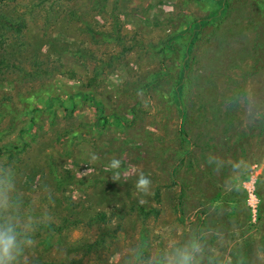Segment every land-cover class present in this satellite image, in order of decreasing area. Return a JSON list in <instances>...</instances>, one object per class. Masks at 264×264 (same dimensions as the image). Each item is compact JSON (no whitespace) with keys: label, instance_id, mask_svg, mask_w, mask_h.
Here are the masks:
<instances>
[{"label":"rangeland","instance_id":"obj_1","mask_svg":"<svg viewBox=\"0 0 264 264\" xmlns=\"http://www.w3.org/2000/svg\"><path fill=\"white\" fill-rule=\"evenodd\" d=\"M224 2L188 49L213 0H0L18 264H166L189 241L200 264H264V0Z\"/></svg>","mask_w":264,"mask_h":264},{"label":"clouds","instance_id":"obj_2","mask_svg":"<svg viewBox=\"0 0 264 264\" xmlns=\"http://www.w3.org/2000/svg\"><path fill=\"white\" fill-rule=\"evenodd\" d=\"M112 165H118V161L113 160ZM151 180L148 176L140 173L137 177L135 188L137 191L147 193ZM3 200L0 199V205ZM32 245L31 236L22 234L19 226L15 222H0V264H18L19 257L24 250ZM202 246L195 241H189L182 246L176 247L168 255L166 264H200L203 256ZM209 264H212V257H208Z\"/></svg>","mask_w":264,"mask_h":264},{"label":"trees","instance_id":"obj_3","mask_svg":"<svg viewBox=\"0 0 264 264\" xmlns=\"http://www.w3.org/2000/svg\"><path fill=\"white\" fill-rule=\"evenodd\" d=\"M213 1L215 3L216 8L209 16L199 19V20L192 21L186 26V30L190 31V40L188 42V49L191 47L192 43L194 42L198 32L202 30V28L208 26L217 17H219L221 12L223 11L224 3H225L224 0H213ZM1 17L3 18L1 25H4V24L6 25V23H8V19L6 18L5 15L4 16L2 15ZM183 77H184V70L181 71L179 80L174 90V97H175L174 101L176 105L178 106V112L181 117V122H183L186 119L184 110L182 108L181 100H180V94L182 92ZM69 99L71 100L69 105L70 107H72L74 102L72 98L69 97ZM95 106H96V111L101 114L103 112L102 105L96 104ZM180 133L184 134L183 124L180 126ZM232 264H243V261L241 262L239 260H234Z\"/></svg>","mask_w":264,"mask_h":264}]
</instances>
